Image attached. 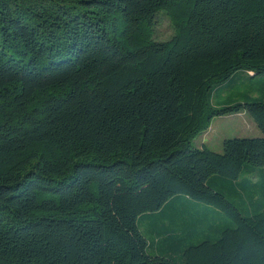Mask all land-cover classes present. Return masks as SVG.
I'll return each instance as SVG.
<instances>
[{"label":"trees","instance_id":"1","mask_svg":"<svg viewBox=\"0 0 264 264\" xmlns=\"http://www.w3.org/2000/svg\"><path fill=\"white\" fill-rule=\"evenodd\" d=\"M237 72L261 101L214 107ZM240 112L261 138L192 145ZM246 165L264 167V0H0V264H264V206L242 216L210 183ZM178 196L233 226L194 242L166 220L148 242L138 222Z\"/></svg>","mask_w":264,"mask_h":264},{"label":"rangeland","instance_id":"2","mask_svg":"<svg viewBox=\"0 0 264 264\" xmlns=\"http://www.w3.org/2000/svg\"><path fill=\"white\" fill-rule=\"evenodd\" d=\"M174 34L170 18L164 11H160L154 21L153 39L159 42L169 40ZM263 95V76L252 77L243 72L235 73L227 82L213 90L210 102L214 107L223 108L236 104L259 102ZM262 134L253 120L245 112L215 117L209 129L192 140L194 147L205 146L215 153L222 152V142L233 138H261ZM216 177V178H215ZM211 186L213 190L232 204L242 216H251L262 210L264 206V167L244 166L237 181L214 176ZM163 212L154 219L142 218L138 227L148 242L155 241V231L159 232L161 224L170 221V226L180 224L192 225L189 230L188 241L208 240L199 237L197 232L203 231L211 242L219 238L222 230L233 226L232 222L220 210L208 207L205 203L178 196L163 205ZM153 217V216H150ZM172 219H175L172 221ZM174 222V224H172ZM197 223V225H196ZM158 225V226H157ZM176 228V227H175ZM154 244L148 250L154 253ZM151 251V252H150Z\"/></svg>","mask_w":264,"mask_h":264}]
</instances>
